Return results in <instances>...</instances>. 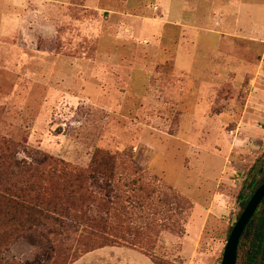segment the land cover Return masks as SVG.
Listing matches in <instances>:
<instances>
[{"label": "rangeland", "instance_id": "rangeland-1", "mask_svg": "<svg viewBox=\"0 0 264 264\" xmlns=\"http://www.w3.org/2000/svg\"><path fill=\"white\" fill-rule=\"evenodd\" d=\"M241 3L252 11L251 0H0V157L16 163L0 162V191L12 174L17 189L36 178L62 191L68 177L50 182L49 172L83 178L82 212L62 217L56 238L45 224L25 232L7 258L28 242L41 250L32 264L50 245L56 264H153L127 246L96 250L125 240L112 230L123 227L163 264H221L238 192L264 171V150L230 153L232 137L206 117L219 106L207 98L233 71L230 57L226 67L210 56L221 61L220 46L233 44L248 53L246 42L222 40L237 27L231 17L217 24ZM243 18L236 32L249 36L253 18ZM249 58L237 61L235 84L255 74L258 57ZM207 74L212 85L201 89L195 80Z\"/></svg>", "mask_w": 264, "mask_h": 264}, {"label": "trees", "instance_id": "trees-1", "mask_svg": "<svg viewBox=\"0 0 264 264\" xmlns=\"http://www.w3.org/2000/svg\"><path fill=\"white\" fill-rule=\"evenodd\" d=\"M247 85L245 84V86ZM228 87V84L224 86L218 96L221 98L232 96L233 94L223 96L224 90ZM5 161L10 162L12 165L16 164L11 157L4 155L0 157V162L5 163ZM260 161L259 159L250 169L249 177L253 174ZM65 177H68L66 187L64 186L61 191L59 187H53L51 189L44 188L41 181L34 177H31L27 181L34 178L33 180L37 183L36 186L25 185L17 189L13 186L14 174L9 176L6 183L11 185L10 188L6 189L7 187H4L5 189L0 191V264H13L16 259L7 258L6 252L10 250L14 241L25 232L45 224L52 228L46 234L49 240L56 238L57 231L54 229V225L61 223L62 217H75L76 214L82 212L80 186L83 178L81 174L73 175L65 171L57 174H51L49 172L45 179L50 182H55L59 180L64 181ZM6 183L4 185L2 184V186H6ZM263 183L264 171L260 172L259 176L254 177L252 180H249V178L245 180L238 192V202L241 209L237 220L240 218L253 194ZM13 189L17 190L13 191ZM65 192L64 199L63 195ZM3 222L5 223L6 230L1 232ZM235 224L229 228L228 237H230ZM112 230L121 235L124 233L126 239H122L120 244L115 243L113 240H108L110 244L103 245L96 250L104 247L127 246L128 248L140 251L150 258L154 264H163L162 259L155 256L153 251L149 252L142 249V247H149L145 245L147 242L139 241L140 243L137 244L133 240L136 235H133L131 238L130 234H133V232L128 233L123 227ZM150 247L152 248L154 245ZM55 252L54 247L50 245V250H48L46 259L42 261V264H56L55 258L57 255ZM72 263L74 264L75 261ZM237 264H264V199L241 237L238 247Z\"/></svg>", "mask_w": 264, "mask_h": 264}, {"label": "crops", "instance_id": "crops-1", "mask_svg": "<svg viewBox=\"0 0 264 264\" xmlns=\"http://www.w3.org/2000/svg\"><path fill=\"white\" fill-rule=\"evenodd\" d=\"M72 1V0H71ZM86 2V0H85ZM256 0H251L252 11L243 13V3H241L238 7H236V11L232 13L231 11H225L222 14H220L218 17L221 19L217 21V24L223 23L231 17L230 23L237 24V27L235 30H228L226 29L224 33H221L222 40L224 36H227L229 38H232L234 40L246 42L241 46L244 47L248 53L242 54L239 50H237V47L235 44L229 47H221L224 51V55L221 56L222 60L220 61L218 57H212L210 56L209 61L214 63L218 62L220 64L218 65H224L229 66V63H222L226 62V56L230 57L233 61V65L231 68L233 71H229V73L226 74V80L228 81L219 86H213L215 90V94L212 96H209L207 100L209 101V108L211 109V105H219L216 109V107L213 106V109L216 110L215 112H211L210 116H206L207 119H214L220 123V127H222L223 130L229 135V138H231L230 141V147L229 152L231 153L233 149L240 148L242 152H249L250 154H254V152H258L260 150H264V23L260 21L259 15V3ZM60 5H64V3L59 2ZM68 4V3H67ZM65 4V5H67ZM84 8V6H82ZM249 8V7H248ZM243 16H246L247 18H253L254 22V28L249 36L243 35V30L240 29L236 32L238 28V24H241L243 22ZM227 23V22H226ZM233 31L232 33H230ZM257 47L258 51L252 52V50L249 51V47ZM248 47V48H247ZM260 48H262L263 52L259 53ZM261 50V51H262ZM256 53V54H255ZM251 55H256L258 57V67L255 70V74L246 73L244 78L239 84H235L236 80V73L234 72V68L238 64H250L252 63V60H250ZM245 56L246 58H243ZM241 59H239V58ZM237 61L239 62L237 64ZM216 67L208 66L206 67L204 72L217 74L221 73L222 70L218 69ZM177 69V68H176ZM246 68L243 70L245 71ZM178 70V69H177ZM195 71H198L195 69ZM247 78H250L249 86H245V82ZM234 79L231 82V91L232 96L230 97H219L218 94L221 91V89L229 84L230 80ZM195 82L200 86V88H205L208 85H212V76L207 74L205 76L204 81H197ZM220 107V108H219ZM208 108V109H209ZM206 110V113L208 111ZM218 111V112H217ZM242 163H246V160L242 161ZM210 211V210H209ZM113 248H121V247H113ZM129 251H135L128 249ZM141 255L145 256L141 252H138ZM147 257V256H145ZM148 258V257H147ZM152 263L153 261L148 258ZM127 263H129L127 261ZM154 264V263H153Z\"/></svg>", "mask_w": 264, "mask_h": 264}, {"label": "water", "instance_id": "water-1", "mask_svg": "<svg viewBox=\"0 0 264 264\" xmlns=\"http://www.w3.org/2000/svg\"><path fill=\"white\" fill-rule=\"evenodd\" d=\"M264 199V183L257 189V191L251 197L249 203L241 214L240 218L236 222L226 249L223 254L221 264H237L238 247L241 237L248 226L249 222L256 213L258 207Z\"/></svg>", "mask_w": 264, "mask_h": 264}, {"label": "clouds", "instance_id": "clouds-1", "mask_svg": "<svg viewBox=\"0 0 264 264\" xmlns=\"http://www.w3.org/2000/svg\"><path fill=\"white\" fill-rule=\"evenodd\" d=\"M40 248L37 245L28 242H22L20 249L16 255V260L13 264H32L36 257L40 254Z\"/></svg>", "mask_w": 264, "mask_h": 264}]
</instances>
